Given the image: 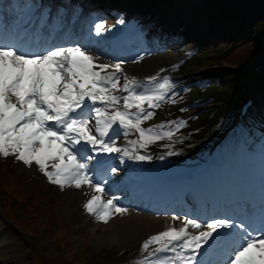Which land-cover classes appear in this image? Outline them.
I'll list each match as a JSON object with an SVG mask.
<instances>
[{
    "label": "snow or ice",
    "instance_id": "6c2138e0",
    "mask_svg": "<svg viewBox=\"0 0 264 264\" xmlns=\"http://www.w3.org/2000/svg\"><path fill=\"white\" fill-rule=\"evenodd\" d=\"M107 30L102 21L94 25L97 36ZM98 61L99 57L79 44L31 48L0 38V156H14L26 166L35 165L61 190L91 188L97 194L83 207L107 223L113 209L120 215L129 209L119 206L116 197L106 202L101 199L106 179L97 178V173L104 172L106 176L109 171L112 175L118 172L115 166L107 167L103 154H120L121 163L125 158L151 160V155L138 154L139 150L164 138L171 139L186 122L177 119L142 127L163 103L177 102L172 91L175 83L159 73L141 82L123 75V62ZM133 132L138 139H126V145L131 147L116 146L119 135L127 138ZM166 147L167 156L178 154L170 150L171 145ZM172 220H180L182 226L169 225L143 242L144 251L156 245L146 261L201 264L197 257L203 247L221 230L236 228L239 232L235 242L217 264H264V228L253 232L228 217H212L203 224L187 216H173ZM189 229L197 231L194 234Z\"/></svg>",
    "mask_w": 264,
    "mask_h": 264
},
{
    "label": "rangeland",
    "instance_id": "374dc122",
    "mask_svg": "<svg viewBox=\"0 0 264 264\" xmlns=\"http://www.w3.org/2000/svg\"><path fill=\"white\" fill-rule=\"evenodd\" d=\"M189 7L192 8L193 5H189ZM244 8L246 11H248V13L251 12L246 4L244 5ZM252 28L253 31L251 35L253 37L256 36L255 39L257 42H259L260 35L264 30V18L256 20L253 23ZM227 46L230 47L229 43L226 45V47ZM219 47L220 44L212 47L210 51H205H208V53L211 55H216L217 53L215 52ZM256 51V46H253L252 43L250 44L248 42H242L233 50L230 49V53L228 52V54L225 55V58L223 57L221 59V63H218L217 59H208V61L212 64H216V67H214L213 70H223L224 67H222V65L238 68L245 62L247 63L252 57V52L256 53ZM245 71L247 70L245 69L241 73ZM229 74L233 75L234 73L230 72ZM245 91L246 89L242 88L239 90V93L242 95L245 93ZM239 93L237 92L236 94ZM10 170H13L17 175L16 179L13 181L15 189L19 193L16 196L13 194V192H11L10 189L5 188L4 182L9 181L8 178H11L8 174ZM21 170L22 169L20 168V171ZM0 172V215L4 217L5 220L7 219L6 221H9L10 224L8 226L0 222V245L3 246L0 250H2V252L5 254L4 256L0 257V263L106 264V258H112L113 253H119L120 250H122L119 247H110L106 244H116L122 247L123 245H126L128 242H130L133 238L137 237V235L133 234L132 238H129L130 236L127 237L129 239L121 238L119 243H107L104 241L99 246L95 241L96 245L94 246L93 239L90 237V234H85V230L92 233L94 237L95 234H97V231L91 232L88 230L85 224L86 222L83 225L85 230H83L81 219H77L74 215V209L77 208L78 203H76L74 200H70L68 198V194L63 195L61 202L62 194H57L54 192L50 194L47 193V191H45L46 189L43 187V184L38 181L31 183L28 182V173L18 172L17 168H12L8 164L0 163ZM19 178L20 181H18ZM23 200L25 203L23 205H19V203ZM34 202L37 203L35 209L33 206ZM61 205L63 209L61 208ZM72 206L74 209L69 208ZM4 212H6L7 217ZM37 213H41L43 218L38 217V215H36ZM49 215L51 217H49ZM56 217H60L62 220L70 219L71 229L68 231L65 228L67 223L57 225ZM18 227H21L27 236H23L22 233L17 229ZM138 234L140 238L143 236L142 233ZM6 237L9 238V246H5ZM133 242H136V240L133 239L132 243ZM8 250L15 251L17 254H25L27 252L25 255L27 258H22V256L20 258H13L15 254H12L11 259L6 254ZM104 253H106V255H104Z\"/></svg>",
    "mask_w": 264,
    "mask_h": 264
},
{
    "label": "bare ground",
    "instance_id": "6f19581e",
    "mask_svg": "<svg viewBox=\"0 0 264 264\" xmlns=\"http://www.w3.org/2000/svg\"><path fill=\"white\" fill-rule=\"evenodd\" d=\"M142 64H143L142 66H136L135 70L137 71V73L140 74L143 73L144 75H147V73L149 72L152 73L162 66L155 58L149 59ZM68 198L70 200H74L76 203L80 202L79 194L76 192L68 193ZM85 224L88 230H90L91 232L97 231V234H95V241L97 242L98 246L102 244V242L104 241H106L107 243H112V242L119 243L121 238L129 239L132 238L133 234L137 235V237L133 239L138 241L140 240L138 233H142L143 235H146V233L150 232L153 228H157L159 226V222L157 220L144 219L138 216L137 217L132 216L131 218H129L128 221H123V220L111 221L108 225L105 226L90 225L88 222H86ZM132 240L128 242L126 245L123 244L122 245L127 246L132 243ZM26 253L17 254V252L15 253V251L8 250L6 254L12 259L11 256L12 254H15L13 258H17V257L20 258L21 256L23 258L26 257L25 256Z\"/></svg>",
    "mask_w": 264,
    "mask_h": 264
},
{
    "label": "trees",
    "instance_id": "16d2710c",
    "mask_svg": "<svg viewBox=\"0 0 264 264\" xmlns=\"http://www.w3.org/2000/svg\"><path fill=\"white\" fill-rule=\"evenodd\" d=\"M244 4L246 3H243L241 5L244 6ZM258 5L259 3L254 8H251V9L248 7L251 11L250 13L252 14V17H256L257 20L263 18L262 16H264V11L261 10V8H263L264 5L261 7H258Z\"/></svg>",
    "mask_w": 264,
    "mask_h": 264
}]
</instances>
